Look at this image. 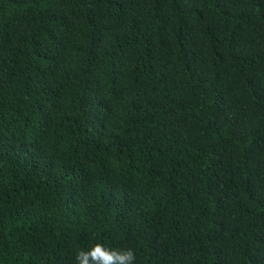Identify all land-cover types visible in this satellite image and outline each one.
<instances>
[{
  "label": "trees",
  "instance_id": "16d2710c",
  "mask_svg": "<svg viewBox=\"0 0 264 264\" xmlns=\"http://www.w3.org/2000/svg\"><path fill=\"white\" fill-rule=\"evenodd\" d=\"M264 264V0H0V264Z\"/></svg>",
  "mask_w": 264,
  "mask_h": 264
},
{
  "label": "clouds",
  "instance_id": "9594fccd",
  "mask_svg": "<svg viewBox=\"0 0 264 264\" xmlns=\"http://www.w3.org/2000/svg\"><path fill=\"white\" fill-rule=\"evenodd\" d=\"M74 259L75 264H135L136 253L132 248L111 249L95 243L76 250Z\"/></svg>",
  "mask_w": 264,
  "mask_h": 264
}]
</instances>
